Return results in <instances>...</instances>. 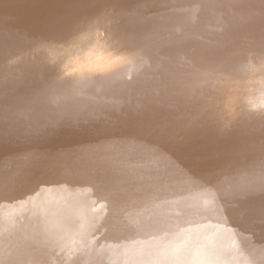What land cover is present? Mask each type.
Segmentation results:
<instances>
[{"label":"bare ground","instance_id":"1","mask_svg":"<svg viewBox=\"0 0 264 264\" xmlns=\"http://www.w3.org/2000/svg\"><path fill=\"white\" fill-rule=\"evenodd\" d=\"M0 264H264V0H0Z\"/></svg>","mask_w":264,"mask_h":264}]
</instances>
